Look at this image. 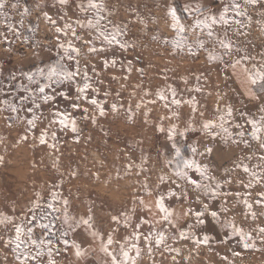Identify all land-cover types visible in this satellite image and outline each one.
<instances>
[{
  "label": "rangeland",
  "instance_id": "obj_1",
  "mask_svg": "<svg viewBox=\"0 0 264 264\" xmlns=\"http://www.w3.org/2000/svg\"><path fill=\"white\" fill-rule=\"evenodd\" d=\"M214 1L190 16L177 0H96L99 8L89 0H0V217L14 221L0 225V264H19L17 225L25 229L21 249L36 255L31 240L43 239L52 252L28 264H113L109 252L118 264L122 252L135 264H264V132L254 140L248 123L264 127V91L251 99L242 83L243 67L264 71V0H236L238 9ZM225 8L228 24L219 22ZM212 15L213 36L193 30ZM113 36L126 47L110 43ZM217 37L233 45L230 54ZM209 52L223 59L212 62ZM54 66L71 78L48 80ZM59 114L77 131L56 122ZM159 197L174 213L168 220ZM33 217L55 229L42 230ZM81 217L92 227L79 225Z\"/></svg>",
  "mask_w": 264,
  "mask_h": 264
},
{
  "label": "snow or ice",
  "instance_id": "obj_2",
  "mask_svg": "<svg viewBox=\"0 0 264 264\" xmlns=\"http://www.w3.org/2000/svg\"><path fill=\"white\" fill-rule=\"evenodd\" d=\"M60 2L61 3H65L66 0H60ZM246 2L255 6V5H257L259 3V0H246ZM88 6L89 7H92V8H99V7H101V5L96 2V0H89ZM233 6L235 8H237V9L240 7V5L238 3H236V0H233ZM0 7H3V3L2 2H0ZM227 12H228V9L225 8L223 10V12L220 14L219 22L220 21H223L224 24H228L229 23V21L227 19ZM237 14L242 15L243 13H237ZM170 15L173 17L174 20H178V17L176 16V13H175V9H170ZM48 18L51 19V17H48ZM208 21H210V23ZM217 22H218V20H217L216 15H212V16H210L208 18V20H204V21L197 20V21H195V27H194L193 30H195V28H200L201 30H203L204 28H207L208 29L207 35L208 36H213V32L211 30V26H212V24H216ZM173 29L177 31V28H176V25L175 24L173 25ZM57 31H59V29ZM179 31L180 32H183L184 31V29H183L182 26L179 28ZM105 38L107 39V37H105ZM113 40H116L115 36H113L112 37V40H110L109 42L111 43ZM116 43L119 44L120 47H126L125 44L120 43L118 40H116ZM217 43H219L220 47L225 52H227L229 54L232 52L233 45L229 41L220 40L217 37ZM176 46L179 47L180 45L177 44ZM187 46L189 47V49L192 48V45L191 44H188ZM196 46L198 48H203L205 46V42L203 40H199L198 39V41L196 43ZM73 51H77L78 52V50H76V49H73ZM237 51H239V49H237ZM65 52H67V49H65ZM208 59L210 61H212V62H217V61L222 60L223 59V56L222 55H218V54L213 53V52H209ZM239 65H241V60L234 61L231 66H232L233 70L235 71L236 68ZM242 73H243V76H244V80L242 81V83L245 84L246 94L251 99H258V97L256 95V88L257 87H260L261 90L264 91V71H261L259 69H254V70L250 71L247 67H243L242 68ZM58 76L61 77V78H64V79H69V78H71L72 74L70 72H67V71H60L57 67L54 66V67H52L50 69V71L48 73V76H47V79L48 80H52L54 77H58ZM29 79H31V77H29ZM47 87H48V85H41L40 88H39V91L41 93H43V92H45V90H46ZM89 87H90V85L85 84L83 88H78V91H80V92H86ZM62 95H64L65 98H67V93H62ZM158 95L160 96L161 99H164V96H163L162 93H158ZM173 96H175L174 90H173ZM44 99H45V102H47L48 99H50V97L45 96ZM85 99H87V96H85ZM91 102L93 104L96 103L94 100L91 101ZM174 103H176L177 105H179V102L178 101H175L174 100ZM189 103H192V102L190 101ZM113 110L114 111H118V109H116V106L115 105H113ZM100 114L102 116L105 115L104 110H103L102 107L100 108ZM227 114L229 116L232 115V109L231 108H228L227 109ZM59 115H60L61 118L58 121H56V122L60 123L64 127L70 126L73 132L77 131L76 123H75L74 120H70L69 117L64 116L63 114H59ZM221 120H223V117H221ZM261 122L264 123V117H261ZM28 123L30 125H32L33 127L35 126V121L34 120H29ZM248 123L251 125V128H252V131H251L252 138L254 140L259 141L260 134L262 132H264V127H261L260 125H258L255 120H249ZM204 127L205 128H213V127H216V125L215 124L205 123L204 124ZM237 127H239V125ZM221 128H222V131L225 132L228 135V137H231V132L227 128H223L222 125H221ZM163 130H164L163 128L160 129V131H163ZM170 135H172L173 139L175 138V129H172L171 130ZM240 135L243 136L244 133L241 132ZM213 139H216V135H213ZM46 142H47V136L44 135V134H42V136H41V143H46ZM233 142L234 143H239V141H233ZM50 147H54V145H50ZM193 151H196V150L193 149ZM212 151H213V149L211 147L207 148V153L209 155H211ZM186 165L188 167L195 166V170L201 176H205L207 170L201 168L199 165H195V162L194 161L186 162ZM244 170L247 171L246 168ZM188 179H189V182L192 183L194 186H196L198 188L201 187L197 183V181L191 179V177H188ZM217 187H220V186L218 185ZM208 192H210L211 195H213V196L218 195V193L215 190H212V189H208ZM171 195H175V193H172ZM54 203L55 202L49 203L47 205V207L50 208V209H52L53 211H56V209L54 207ZM63 203L65 204V206H67L68 201H63ZM141 203H143V201H141ZM37 207H39V205H37ZM157 207H158V210L164 214V219H166V220H168L169 217H171V216L174 215V213L172 211H170L165 206V204H164V197H159L158 198V200H157ZM248 207H251V205H248ZM196 215H197V217H201L204 214L201 213V212H198ZM211 215L212 216H216L217 213L212 212ZM113 220H114V222L119 223V220L117 218L114 217ZM33 221L36 223V226H38L39 228H41L42 230H44L46 232H53V229H55V223L54 222L40 223L39 221H36V218L35 217H33ZM63 221H64V223L66 225H68L69 227H71V224L69 222V216H68L67 212H65L63 214ZM169 222H171V221H169ZM7 223H14V221H12L11 218L6 217V216L0 217V225H6ZM79 225L87 226L88 228H91L92 227L91 220L90 219H85L83 217H81L79 219ZM34 230H35L34 227H30L27 230V235L29 236V238H31L33 236ZM261 231H264V229H261ZM15 232H16V237H15L16 245L15 246L19 250L18 253H17V259L19 261V264H28V261L29 260L35 261L36 260V256H43L45 254H47L48 256L51 257V255H52L51 249L49 248L47 250V252H45V250L41 247L45 243V241L43 239H41L39 241H37L35 239H32L31 240V246L34 247V248H36V250H37L36 251V255H31L26 250L21 249V244L23 243V241L21 240V236L25 234V229H24L23 225H17L16 228H15ZM64 235L66 236L67 235V232H65ZM93 235H96V233L94 232ZM182 235H183V233H182ZM163 238L164 237L161 236L158 239L157 243L161 242L163 240ZM101 239L103 240L102 237H101ZM138 239H139V237H137V240ZM11 242L12 241L10 240L9 243H11ZM196 242L199 243L198 240ZM204 242L207 243V237H205ZM63 243L65 244V246H68L69 245V241L66 240V239L63 241ZM111 244H112V238L109 237L108 238V241H107V245L110 246ZM72 246H74V247L77 248V255L78 256L84 255V253L82 251H80L78 245H72ZM245 246L247 247V245H245ZM102 250L107 251V247L106 246H102ZM136 251H137V254H138L139 253V248L138 247H137ZM108 254L111 256V258L113 260V264H118V261L116 260L115 255H112L110 252ZM122 255L125 258L124 264H135V262L131 260V257H130V255H129L128 252H122ZM50 264H55V261H51Z\"/></svg>",
  "mask_w": 264,
  "mask_h": 264
},
{
  "label": "crops",
  "instance_id": "obj_3",
  "mask_svg": "<svg viewBox=\"0 0 264 264\" xmlns=\"http://www.w3.org/2000/svg\"><path fill=\"white\" fill-rule=\"evenodd\" d=\"M183 11L190 16L196 15L214 5V0H177Z\"/></svg>",
  "mask_w": 264,
  "mask_h": 264
}]
</instances>
